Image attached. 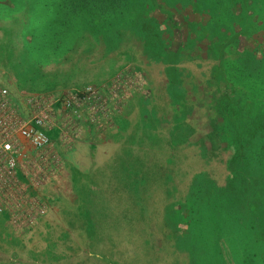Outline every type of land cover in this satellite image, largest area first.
<instances>
[{
  "label": "rangeland",
  "instance_id": "obj_1",
  "mask_svg": "<svg viewBox=\"0 0 264 264\" xmlns=\"http://www.w3.org/2000/svg\"><path fill=\"white\" fill-rule=\"evenodd\" d=\"M12 1L0 264H264V0Z\"/></svg>",
  "mask_w": 264,
  "mask_h": 264
},
{
  "label": "built area",
  "instance_id": "obj_2",
  "mask_svg": "<svg viewBox=\"0 0 264 264\" xmlns=\"http://www.w3.org/2000/svg\"><path fill=\"white\" fill-rule=\"evenodd\" d=\"M86 91L89 92V89H86ZM7 97L6 89L0 87V135L7 137L15 133L23 138L33 150H44L48 146V138L41 129L45 125L46 116L41 112L40 108L36 109V106L41 105V100L30 102V104L32 103L33 113L27 120L21 121L9 109ZM70 103L69 99H65L62 105L67 108L70 106ZM8 146V143L4 144V148L7 149ZM7 165L8 168H12L13 162L9 161Z\"/></svg>",
  "mask_w": 264,
  "mask_h": 264
},
{
  "label": "trees",
  "instance_id": "obj_3",
  "mask_svg": "<svg viewBox=\"0 0 264 264\" xmlns=\"http://www.w3.org/2000/svg\"><path fill=\"white\" fill-rule=\"evenodd\" d=\"M146 1L147 0H143V2H146ZM148 1L152 2V3L156 2L155 0H148ZM85 2L87 4L86 5L87 10L94 9V7H95L99 11L101 8L102 10H100V12L104 15V17L107 15V8L108 7L110 8L109 12H115L116 11L117 14H115V15H117V16H120L121 14H123L122 9L127 10V8H128L127 6L124 5V3L127 2V0H85ZM157 42H158L157 35L153 34L152 38L149 39V41H147L144 44V47L142 48V52H145V54L147 56H149L153 51V46H154L155 50H157L156 45H155ZM165 68L167 71H171L173 69V67L171 68L168 65H166ZM166 76L167 75L165 74V78H166ZM173 81H174V78L172 75L168 79L166 78V82H167L166 84L173 83ZM251 255H252L251 257L255 259V252H254V254H251Z\"/></svg>",
  "mask_w": 264,
  "mask_h": 264
},
{
  "label": "crops",
  "instance_id": "obj_4",
  "mask_svg": "<svg viewBox=\"0 0 264 264\" xmlns=\"http://www.w3.org/2000/svg\"><path fill=\"white\" fill-rule=\"evenodd\" d=\"M13 3V1L11 0V1H9V0H3V1H0V20L1 19H3V20H12L11 18H9V19H5L4 18V15H3V17H2V15H1V12L3 13L4 12V9L3 10H1V5L2 6H5V5H8V6H10L11 4ZM8 10H10V9H8ZM1 23H4L2 20L0 21ZM6 23H9L8 21L6 22ZM5 24V23H4ZM13 24H15V22H13ZM17 36V35H16ZM18 37V36H17ZM16 39H19V44L21 43V44H23L22 42H23V40L22 39H20V38H16ZM2 43L4 44V40L2 41ZM9 56L11 57V58H14L15 57V54L14 55H12V54H9Z\"/></svg>",
  "mask_w": 264,
  "mask_h": 264
}]
</instances>
